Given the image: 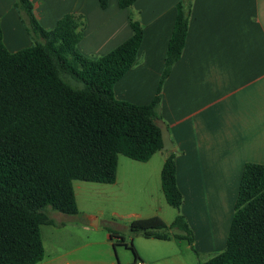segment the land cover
Listing matches in <instances>:
<instances>
[{
    "label": "trees",
    "instance_id": "16d2710c",
    "mask_svg": "<svg viewBox=\"0 0 264 264\" xmlns=\"http://www.w3.org/2000/svg\"><path fill=\"white\" fill-rule=\"evenodd\" d=\"M111 0H99L107 9ZM192 0L176 5L162 77L153 101H119L114 87L136 63L144 27L131 14L132 36L99 58L78 51L86 19L62 16L53 30L36 18L31 0L15 8L33 45L12 53L4 43L0 20V264H39L45 259L42 227L57 226L49 210L79 213L74 182L116 183L119 157L146 163L162 151L159 106L165 80L180 60L188 35ZM133 9L136 0H117ZM161 171L166 202L180 211L184 197L176 179V152ZM135 236L186 241L194 236L185 217L171 225L154 216L129 225ZM172 230L181 234L172 235ZM110 239L133 244L108 228ZM115 248V243L113 244ZM199 264H264V164L246 163L225 250Z\"/></svg>",
    "mask_w": 264,
    "mask_h": 264
},
{
    "label": "crops",
    "instance_id": "0c3cea01",
    "mask_svg": "<svg viewBox=\"0 0 264 264\" xmlns=\"http://www.w3.org/2000/svg\"><path fill=\"white\" fill-rule=\"evenodd\" d=\"M31 1L45 29H54L67 13L83 15L87 26L78 49L91 58L106 55L132 36L130 9H120L117 0H111L107 9L100 7L99 0ZM180 1L136 0L133 9L144 26V40L136 63L114 87L117 100L136 105L153 101ZM15 3L16 0H0L3 39L12 53L33 45ZM159 114L171 134L177 184L184 197L177 216L183 215L193 232L194 249L221 253L229 236L244 166L264 164V0L191 1L186 44L164 82ZM158 155L161 157L156 166L163 168L168 152L162 150L149 162L129 165L131 169L122 173L118 165L116 183L109 186L117 188L122 181L121 190L129 180L131 192L141 190L137 171L132 169L141 168L145 174ZM87 184L74 182L79 213H59L64 217L60 225L81 216L76 191ZM164 213L169 212L163 208L157 216L171 225L177 216L169 220L166 217L171 215ZM132 217L152 216L137 212ZM102 223L101 214L91 213L81 228L88 232ZM50 227L49 238L57 229ZM171 234L181 232L172 230ZM103 237V244L112 241L109 232ZM43 240L45 247V236ZM173 241L186 242L173 238L164 242ZM138 255L145 264L156 263Z\"/></svg>",
    "mask_w": 264,
    "mask_h": 264
},
{
    "label": "rangeland",
    "instance_id": "374dc122",
    "mask_svg": "<svg viewBox=\"0 0 264 264\" xmlns=\"http://www.w3.org/2000/svg\"><path fill=\"white\" fill-rule=\"evenodd\" d=\"M129 11L137 21L141 22L138 12L134 9ZM36 18L41 20V17L36 16ZM78 51L89 57L88 53H83L80 49ZM160 157L158 155L152 160L145 174L141 168L132 169L137 171L138 178L136 181L141 190L131 192L129 180H126L124 189L121 188V190L122 181L117 188L89 183L84 185L85 187H82L81 190L77 189L81 216L77 218L78 220L75 218L67 219L62 224L66 225L64 227L60 225L64 217L60 216L58 212L49 210L51 218L57 224V229L54 230V235L49 238L48 235L52 228L50 226L42 227L43 236L46 237V255L42 264H67L68 262L70 264H110L112 262L114 264H134V254L130 248L117 243L116 239L103 244V235H108V228L123 236L126 244H133L138 253L156 262L154 264H198V262H207L219 254V251L204 252L197 251L196 248L194 251L187 242L152 240L143 236H135L130 232L129 222L138 220L132 217L133 213L141 212L144 216L154 217L161 213L164 208L171 215V217H166L169 220H173L174 216H177V210L166 203L162 193L160 178L162 167L160 164L156 166L157 159ZM138 163L125 156H120V173L131 169L129 165ZM120 179H122L121 176ZM91 213L101 214L103 223L99 228H93L86 232L82 230L81 223L87 220ZM168 214L165 215L164 213V216H168ZM52 241L53 243H51ZM50 243L52 247L49 248Z\"/></svg>",
    "mask_w": 264,
    "mask_h": 264
},
{
    "label": "water",
    "instance_id": "95a60500",
    "mask_svg": "<svg viewBox=\"0 0 264 264\" xmlns=\"http://www.w3.org/2000/svg\"><path fill=\"white\" fill-rule=\"evenodd\" d=\"M156 124L161 130V135H162V141H163V151H171L174 149V144L171 140V134L169 131L168 126L162 119H157Z\"/></svg>",
    "mask_w": 264,
    "mask_h": 264
},
{
    "label": "built area",
    "instance_id": "2783aa9c",
    "mask_svg": "<svg viewBox=\"0 0 264 264\" xmlns=\"http://www.w3.org/2000/svg\"><path fill=\"white\" fill-rule=\"evenodd\" d=\"M134 264H145V263L143 261H141V260H138Z\"/></svg>",
    "mask_w": 264,
    "mask_h": 264
}]
</instances>
